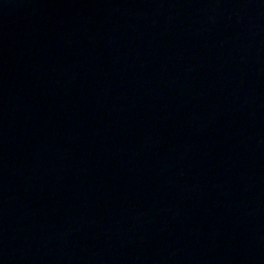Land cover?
Listing matches in <instances>:
<instances>
[{"label":"water","instance_id":"water-1","mask_svg":"<svg viewBox=\"0 0 264 264\" xmlns=\"http://www.w3.org/2000/svg\"><path fill=\"white\" fill-rule=\"evenodd\" d=\"M0 264H264V0H0Z\"/></svg>","mask_w":264,"mask_h":264}]
</instances>
